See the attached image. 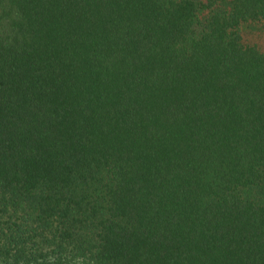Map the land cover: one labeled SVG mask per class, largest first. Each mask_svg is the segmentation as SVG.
Here are the masks:
<instances>
[{
	"label": "trees",
	"instance_id": "1",
	"mask_svg": "<svg viewBox=\"0 0 264 264\" xmlns=\"http://www.w3.org/2000/svg\"><path fill=\"white\" fill-rule=\"evenodd\" d=\"M264 0H0V264H264Z\"/></svg>",
	"mask_w": 264,
	"mask_h": 264
},
{
	"label": "rangeland",
	"instance_id": "2",
	"mask_svg": "<svg viewBox=\"0 0 264 264\" xmlns=\"http://www.w3.org/2000/svg\"><path fill=\"white\" fill-rule=\"evenodd\" d=\"M243 39L249 43L257 44L264 49V24H256L250 29L243 30Z\"/></svg>",
	"mask_w": 264,
	"mask_h": 264
}]
</instances>
